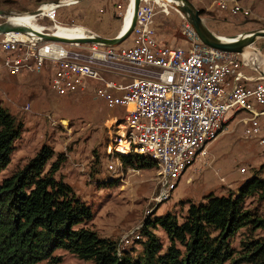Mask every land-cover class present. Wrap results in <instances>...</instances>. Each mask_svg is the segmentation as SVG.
<instances>
[{
  "label": "rangeland",
  "instance_id": "rangeland-1",
  "mask_svg": "<svg viewBox=\"0 0 264 264\" xmlns=\"http://www.w3.org/2000/svg\"><path fill=\"white\" fill-rule=\"evenodd\" d=\"M50 0H0V9L7 12H24L35 9ZM200 11L206 27L214 34L230 37L253 29H264V0L236 1L249 10L246 17L217 9L221 0H189ZM129 0H78L59 5L55 22L62 25H81L90 31L112 37L121 28L122 15ZM170 7V6H169ZM168 14L157 11L151 27L158 41L164 44L181 43L183 18L172 7ZM27 17V15H21ZM2 18H0V21ZM37 22L52 26L47 19ZM131 34L117 46L131 45ZM253 46L264 53V39H257ZM67 50L72 46L65 45ZM84 56V53H80ZM101 75L123 84L135 77L155 76L152 71L126 64L102 65ZM246 74L255 73L246 67ZM93 82H85L77 90L58 95L48 84V73L10 74L0 67V106L11 113L21 124L19 136L12 143L9 162L0 170V180L22 166L40 146L48 145L63 156L55 179L67 183L73 195L89 207L92 217L83 225L99 236L108 237L119 244V249L135 254L140 249V235H129L145 217L172 211L177 216L184 213L186 200L198 202L207 193L223 195L235 192L238 185L254 170L264 177V160L254 138L244 136L242 124L235 116L223 123L219 134L205 145V155L185 168L168 199L155 202L158 192L155 166L139 168L123 165L116 154L107 150L110 140L124 122V112L119 106L108 107L92 91ZM118 160L116 163L115 161ZM48 165V164H47ZM109 165L112 167L109 168ZM245 205L264 212V200L246 197ZM179 219V218H178ZM131 230V231H132ZM163 244L167 239L163 231L155 229ZM261 234L259 230L253 232ZM245 231L239 229L231 238L230 246L239 247ZM124 235H129L124 238ZM52 255L54 262L42 260L36 264H92L74 254L57 248ZM223 264H229L225 261ZM245 264V263H240Z\"/></svg>",
  "mask_w": 264,
  "mask_h": 264
},
{
  "label": "built area",
  "instance_id": "built-area-1",
  "mask_svg": "<svg viewBox=\"0 0 264 264\" xmlns=\"http://www.w3.org/2000/svg\"><path fill=\"white\" fill-rule=\"evenodd\" d=\"M75 2L46 1L36 7L40 9L36 15L12 12L0 18L25 24L20 14H26L36 31L61 27L76 30L81 33L77 37H82L89 30L86 27L55 22L57 7ZM169 8L164 0H140L129 46L37 41L33 34L12 30L0 33V67L5 72L45 71L49 86L58 95L93 82L95 96L108 107L123 109L124 122L107 150L118 157L141 155L153 162L158 186L153 199L157 203L168 199L182 171L205 155V145L215 139L236 111L245 113L238 119L242 132L256 140L264 160V69L263 74L257 72L254 53L249 50L229 52L203 44L185 20L181 24V43L158 41L151 27L152 17L156 9L168 14ZM217 9L242 17L249 13L236 1H218ZM38 18L49 20L52 26L37 22ZM65 45L72 48L67 50ZM108 64H126L152 71L155 76L135 77L119 84L101 75L100 67ZM243 67L255 73L246 74ZM135 227L129 235L136 232L137 239L140 225Z\"/></svg>",
  "mask_w": 264,
  "mask_h": 264
},
{
  "label": "trees",
  "instance_id": "trees-1",
  "mask_svg": "<svg viewBox=\"0 0 264 264\" xmlns=\"http://www.w3.org/2000/svg\"><path fill=\"white\" fill-rule=\"evenodd\" d=\"M20 130V122L0 106V170L9 162ZM53 154L43 144L0 180V264L54 262L52 252L57 248L92 264H264V212L245 205L246 197L264 200L259 170L235 192L207 193L195 203L186 200L180 216L166 211L145 217L139 227L140 249L131 254L83 225L92 213L67 183L54 178L63 156L59 153L49 162ZM119 159L125 166L153 164L141 155H119ZM156 228L163 231L166 244L157 237ZM239 229L246 234L234 249L229 240ZM256 230L261 234H254Z\"/></svg>",
  "mask_w": 264,
  "mask_h": 264
},
{
  "label": "water",
  "instance_id": "water-1",
  "mask_svg": "<svg viewBox=\"0 0 264 264\" xmlns=\"http://www.w3.org/2000/svg\"><path fill=\"white\" fill-rule=\"evenodd\" d=\"M78 1V0H75ZM140 0H129L131 2V17L128 25L122 31H119L116 35L112 37H103L92 31L86 30L85 36L77 37L65 33H54L55 31L50 32H39L33 29L31 25H26L17 21V19H4L0 21V33L8 30L17 31L25 34H33V37L37 41H56V42H78V43H94L99 46H116L120 44L124 39H126L132 31L138 3ZM167 4L176 10L181 17L189 24L192 28L198 39L205 45L229 52H243L251 51L254 53L256 62H257V72L262 73L264 69V53L253 46V43L257 39H264V29H253L250 31L242 32L233 36H230L228 39L222 38L220 35L212 33L206 25L203 23L198 10L189 0H164ZM40 9L35 8L30 11H24L28 15L38 14ZM12 12H7L0 9V16L12 15Z\"/></svg>",
  "mask_w": 264,
  "mask_h": 264
},
{
  "label": "bare ground",
  "instance_id": "bare-ground-1",
  "mask_svg": "<svg viewBox=\"0 0 264 264\" xmlns=\"http://www.w3.org/2000/svg\"><path fill=\"white\" fill-rule=\"evenodd\" d=\"M20 15H26V14H20ZM29 17L30 16H27V17H23V16H20V18L23 20V21H25L24 23L25 24H27V25H31L32 27H35L33 24H31V22L29 21ZM126 17H127V20H126V22H125V24H124V29L126 28V26L128 25V23H129V20H130V17H131V2H129V4L127 5V7L125 8V10H124V13H123V15H122V25H123V22H124V20L126 19ZM64 28H61V27H58L57 28V30H55V29H53L52 31H55L54 33H60V32H62V31H65V32H69L71 35H73V36H80V32H74V31H76V30H63ZM123 29V27L121 28V30L120 31H122V30H124ZM222 37V36H221ZM223 39L225 38H229V37H222Z\"/></svg>",
  "mask_w": 264,
  "mask_h": 264
},
{
  "label": "crops",
  "instance_id": "crops-1",
  "mask_svg": "<svg viewBox=\"0 0 264 264\" xmlns=\"http://www.w3.org/2000/svg\"><path fill=\"white\" fill-rule=\"evenodd\" d=\"M183 40V39H182ZM181 40V41H182ZM179 44V43H178ZM245 114V113H244ZM242 112H238L235 116L237 117V121H238V119L242 116V115H244ZM261 153V152H260Z\"/></svg>",
  "mask_w": 264,
  "mask_h": 264
}]
</instances>
